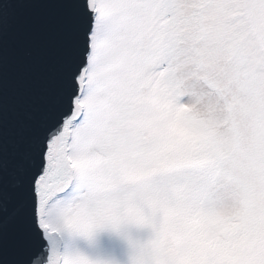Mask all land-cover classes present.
I'll list each match as a JSON object with an SVG mask.
<instances>
[{
	"label": "snow or ice",
	"instance_id": "6c2138e0",
	"mask_svg": "<svg viewBox=\"0 0 264 264\" xmlns=\"http://www.w3.org/2000/svg\"><path fill=\"white\" fill-rule=\"evenodd\" d=\"M0 264H264V0H0Z\"/></svg>",
	"mask_w": 264,
	"mask_h": 264
},
{
	"label": "water",
	"instance_id": "95a60500",
	"mask_svg": "<svg viewBox=\"0 0 264 264\" xmlns=\"http://www.w3.org/2000/svg\"><path fill=\"white\" fill-rule=\"evenodd\" d=\"M23 20L22 16H17L10 22V28L11 30H15V28L18 26V24Z\"/></svg>",
	"mask_w": 264,
	"mask_h": 264
}]
</instances>
